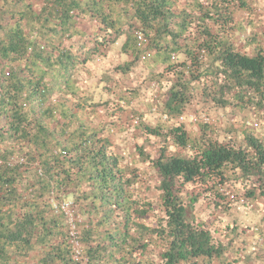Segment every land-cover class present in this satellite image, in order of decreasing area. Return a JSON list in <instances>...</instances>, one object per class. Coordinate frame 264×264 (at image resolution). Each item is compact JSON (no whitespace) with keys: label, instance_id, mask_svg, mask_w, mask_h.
I'll return each mask as SVG.
<instances>
[{"label":"trees","instance_id":"trees-1","mask_svg":"<svg viewBox=\"0 0 264 264\" xmlns=\"http://www.w3.org/2000/svg\"><path fill=\"white\" fill-rule=\"evenodd\" d=\"M256 4L0 0V264H232V246L211 228L218 220L197 208L229 214L264 203V139L246 127L241 143L225 141L207 123L191 137L177 118L212 104L264 120V38L254 33L251 53L239 49L246 27L237 13L251 17ZM115 46L132 58L122 76L140 62L149 69L127 98H141L153 80L165 85L169 124L138 118L136 127L161 143L155 156L137 149L143 170L116 150L113 129L95 125L107 102L92 99L83 79ZM169 143L190 156L170 154ZM148 177L155 184L144 187ZM153 188L157 195H148ZM69 200L79 250L62 210ZM255 236L246 264H264V227Z\"/></svg>","mask_w":264,"mask_h":264},{"label":"rangeland","instance_id":"rangeland-1","mask_svg":"<svg viewBox=\"0 0 264 264\" xmlns=\"http://www.w3.org/2000/svg\"><path fill=\"white\" fill-rule=\"evenodd\" d=\"M237 16L238 21L246 27L245 31L239 34V49L243 53H251L252 47L247 46L250 43L249 38L254 33H258L260 40L264 38L261 36V32L264 30L262 28L264 0H257L251 17L250 14L242 11L238 12ZM250 21H255L253 28L247 25ZM115 47L117 48H113L105 58H99L92 65L90 64L88 70L83 69V79H87L86 82L94 87L92 92L88 91L92 99L97 102H107L106 106L104 105L101 112L94 118L95 125L101 124L108 129H113V141L116 150L124 155L129 162L143 170L146 165L140 163L137 149L141 148L147 154L155 156L161 143L153 137H147L136 127L138 118L142 117L144 123L150 127H155L161 123L169 124L168 117L163 114V90L165 85L153 80L141 87V98L133 100L127 98L128 87L133 88L136 85H141L148 76L149 69L146 67L147 64L140 62L141 64H136L131 69L129 75L122 76L121 72H118L119 67H123L127 62L132 61V58L122 53L119 46ZM143 97H146L147 100H142ZM125 98L126 101L121 103L122 110H115L116 104L121 101L120 99ZM128 103H130L129 106ZM204 105L202 108V104H195L189 112L177 118L178 121L180 117L185 118V121L181 123L185 124L191 137L198 136L199 126L207 123L225 141L233 139L237 143H241L243 139L241 133L246 127L255 129L254 132L264 139V120H261L253 112L242 111L233 107L221 109L214 107L212 104ZM192 117L197 118V120L193 121ZM175 121L177 120L175 119L171 123H175ZM169 153L190 156L188 151L177 148L171 143H169ZM153 176L155 175L153 174ZM150 179L151 177H148L147 180L142 181L145 184L144 187H148V183L155 184V180ZM191 190V188H188V192ZM150 194L156 196L157 191L153 188L148 192V195ZM197 211L201 213L200 217L208 222L218 220L217 224L214 222L215 224L211 228L215 230V237L218 241L225 244L230 243L232 246V255L229 256L231 258L230 262L232 264H246L249 260L247 255L254 251L257 243V236H255L257 226L264 227V203L260 201L253 205L249 204V206L238 204L229 214L223 212L213 214L206 204L198 207ZM237 224L239 227L238 234L229 235L228 231ZM227 227L229 230H227ZM246 246V252H235L237 248L243 249ZM233 258H238V262H233Z\"/></svg>","mask_w":264,"mask_h":264},{"label":"built area","instance_id":"built-area-1","mask_svg":"<svg viewBox=\"0 0 264 264\" xmlns=\"http://www.w3.org/2000/svg\"><path fill=\"white\" fill-rule=\"evenodd\" d=\"M137 39H138V42H140V43L143 42L144 41L143 34L139 33L137 35ZM192 120L196 121L197 118L192 117ZM179 121L184 122L185 118L180 117ZM55 207H56V205H55ZM62 210L65 212L67 219H68V222H69V225H70L71 242L75 246V248L79 250L80 249V243H79V239H78V231H77V224H76L79 217L76 215V212H75V209L73 206V202L71 200L65 202L62 205Z\"/></svg>","mask_w":264,"mask_h":264}]
</instances>
